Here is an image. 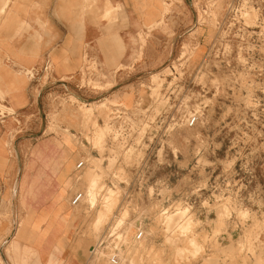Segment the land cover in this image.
Wrapping results in <instances>:
<instances>
[{"label":"rangeland","instance_id":"obj_1","mask_svg":"<svg viewBox=\"0 0 264 264\" xmlns=\"http://www.w3.org/2000/svg\"><path fill=\"white\" fill-rule=\"evenodd\" d=\"M156 2L165 10L151 19ZM85 3L96 27L117 20L122 7L111 0ZM138 3L140 24L125 33L128 62L106 72L97 55L87 53L69 83L44 85L41 79L35 103L19 112L3 106L0 88V107L16 112L0 122L15 116L18 127L9 143L0 141V169L10 157L15 165L13 199L0 204V264L2 258L32 263L27 250L25 262L13 260L9 242L17 218L21 222L28 212L17 209L18 172L24 163L36 164L30 148L37 139H55L63 131L75 149L67 230L70 241L85 243L87 264H111L108 257H93L90 247L113 222L131 242L138 218L145 236L126 246L120 264H264V0ZM108 29L106 53L123 52L115 28ZM116 109L124 111L119 118ZM193 111L197 122L186 126ZM123 122L132 132L126 146L111 138ZM142 128L145 152L124 153ZM21 140L28 142L22 152ZM84 156L89 165L76 183L74 167ZM142 156L152 187H139L131 168ZM177 180L181 184L173 186ZM76 190L86 195L73 207ZM56 254L51 252L54 259Z\"/></svg>","mask_w":264,"mask_h":264},{"label":"crops","instance_id":"obj_2","mask_svg":"<svg viewBox=\"0 0 264 264\" xmlns=\"http://www.w3.org/2000/svg\"><path fill=\"white\" fill-rule=\"evenodd\" d=\"M118 1L122 4L119 18L111 23L101 21L96 27L85 0H0V88L6 94L3 106L14 107L16 112L32 107L42 85L30 80L24 71L41 67L47 60L53 66L50 83L59 85L69 83L67 78L79 74L87 53L97 55L106 72L117 62H128L131 48L125 33L140 24L139 3L111 0L114 7ZM152 1L147 0L149 4ZM164 10L156 2L149 10L150 18L160 17ZM110 26L115 28L123 52L106 53ZM117 40H112L116 46ZM16 112H9L8 116ZM15 118L0 122V141L9 143L10 135L18 128ZM66 134L63 131L55 139H37L30 148L36 164L31 167L24 163L19 169L21 181L18 183L17 179L16 196L21 201L16 200L17 209L24 207L28 212L21 222V215L17 218L9 241L13 260L17 262L27 260V250L33 254L31 264H87L85 243L80 238L70 241L67 230L70 213L66 194L73 169L71 154L75 149L72 140L63 136ZM27 144L21 140L18 146L21 152ZM14 170L10 157L8 167L0 169V204L7 205L13 199ZM52 251L57 252V258H53Z\"/></svg>","mask_w":264,"mask_h":264},{"label":"built area","instance_id":"obj_3","mask_svg":"<svg viewBox=\"0 0 264 264\" xmlns=\"http://www.w3.org/2000/svg\"><path fill=\"white\" fill-rule=\"evenodd\" d=\"M25 75L29 77L30 80H33L34 82H41V79H43L44 85L47 83H50L52 81V74H53V66L52 63L47 60L43 66L39 68H31L28 70H25ZM124 111H121L120 109H116L114 111L115 115L114 118H119L121 117V113ZM10 115L9 112L6 111V109H3L0 107V119L5 118L6 116ZM198 119V113L196 111L190 112L189 115L187 116L185 123L186 126H193L197 122ZM127 124L125 122L119 124V126L114 128V132L111 134V138L115 140H119L122 144H127V138L132 136V132L126 131L127 130ZM130 128V127H129ZM142 130L143 128L138 132L134 134V139L130 145L124 148V153H127L133 148L136 150L138 153L140 152H145L142 149V145L144 143L142 142ZM141 145V146H139ZM94 147V146H93ZM139 157V156H138ZM95 159H98V157H94ZM144 157H140L139 163H135L134 165L131 166L132 170L135 172H138V175L140 176V179L138 181V186L139 187H152V185H149V176L146 174V169L145 172L144 166L146 165L147 160L142 162ZM90 158L84 156L79 159V161L75 164L74 167V172H75V181L78 183L82 177L84 169L89 165ZM127 167V166H126ZM125 168V167H123ZM119 176V175H117ZM121 180V179H120ZM126 180L121 181L120 184H125ZM181 184V181L177 180L175 182V185L173 186H179ZM103 187V189L100 191H105V186L100 185ZM151 192H153V189L150 188ZM86 195V194H85ZM84 192L80 190H76L73 192L71 198H70V205L73 207L78 206V204L84 199ZM150 196V193H149ZM152 196V195H151ZM91 207V205H90ZM92 208V207H91ZM169 210L167 208L163 209V211L160 213V215L165 214ZM139 219V218H138ZM136 219L135 220V228L136 231L134 232L133 236L131 237L130 241H128V234L122 230L121 227L116 228L115 222L111 224L108 228L106 233L103 235L101 239H99L92 247L90 250V253L92 254L93 257H108V260L111 264H120L121 262V257H122V252L126 249V246L130 243H137L141 241L144 236H145V230L143 227V221L141 219Z\"/></svg>","mask_w":264,"mask_h":264},{"label":"bare ground","instance_id":"obj_4","mask_svg":"<svg viewBox=\"0 0 264 264\" xmlns=\"http://www.w3.org/2000/svg\"><path fill=\"white\" fill-rule=\"evenodd\" d=\"M19 166H20V165H19ZM110 196H111V195H110ZM112 196H113V195H112ZM110 199H111V198H110ZM110 199H109V200H110ZM177 211H178V210H177ZM177 211H176V212H177ZM179 211H181V210H179ZM181 212H182V211H181ZM180 214H181V213L179 212L178 215H180ZM176 215H177V214H176ZM181 216H182V215H181ZM182 217H183V216H182ZM171 219H172V218H171ZM171 219H170V220H171ZM175 219H176V218H175ZM0 257H1V256H0ZM2 260L5 261V264H8V261H7L5 258H2Z\"/></svg>","mask_w":264,"mask_h":264}]
</instances>
